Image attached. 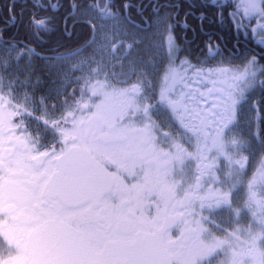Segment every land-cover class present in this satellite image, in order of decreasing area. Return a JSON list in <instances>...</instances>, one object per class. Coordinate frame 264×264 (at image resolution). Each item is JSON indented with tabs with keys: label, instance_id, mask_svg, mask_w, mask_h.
Returning a JSON list of instances; mask_svg holds the SVG:
<instances>
[{
	"label": "snow or ice",
	"instance_id": "obj_1",
	"mask_svg": "<svg viewBox=\"0 0 264 264\" xmlns=\"http://www.w3.org/2000/svg\"><path fill=\"white\" fill-rule=\"evenodd\" d=\"M110 4L87 6L99 23L91 24L92 39L80 48L40 56L27 44L16 51L18 44L5 42L0 51V264H264V155L249 178L255 152L242 125V118L251 124L244 109L258 74L264 77V65L252 56L243 66L222 58L207 67L221 54L211 41L198 64L181 59L173 35L177 24L169 22L178 13L161 15L166 6L154 5L155 19L138 27L128 11L136 7L131 0L123 5L124 15ZM36 6L44 7L39 0ZM200 6L227 5L207 0ZM47 7L60 5L49 0ZM69 8L66 27L68 19L75 24L86 14L74 0ZM229 16L237 31L251 18L257 20L253 34L264 30V0H239ZM219 18L223 22V12ZM29 23L39 40L41 32L50 31L51 17L37 19L34 13ZM122 25L140 35L112 44L113 55L124 47L117 73L109 71L115 64L105 53L116 36L129 35ZM153 26L155 33L149 31ZM181 26L187 27L186 19ZM164 32L162 40L154 39ZM135 45L144 47L128 59ZM86 48H93L92 55L71 64V71L82 73L75 78L83 81L80 97L72 104L65 100L67 110L59 118L35 117L44 100L37 102L27 91L14 103L16 89L28 81L9 71L13 63L20 70L22 57L30 67L39 56L52 62L50 67L63 68ZM259 83L264 86V79ZM28 119L43 121L35 135ZM49 136L52 145L46 147ZM151 206L155 215L145 214ZM224 211L235 219L231 231L217 222ZM246 212L252 222L245 228L239 219ZM173 229L179 230L175 239Z\"/></svg>",
	"mask_w": 264,
	"mask_h": 264
},
{
	"label": "flooded vegetation",
	"instance_id": "obj_2",
	"mask_svg": "<svg viewBox=\"0 0 264 264\" xmlns=\"http://www.w3.org/2000/svg\"><path fill=\"white\" fill-rule=\"evenodd\" d=\"M51 2L59 3L60 7L56 10L48 8L49 0H39V4L44 7H37V0H0V51L6 47L5 42L9 44L14 42L19 45L16 51H20L27 44L29 47L34 48L37 53H40V56H48L54 55L57 52L63 53L80 48L92 39L91 24H98L99 21L96 18L97 12L87 6L89 4L95 5L99 3V7L103 8L105 6V0H74L75 3L81 5L78 11L86 14L79 16L75 24L73 23V19H68L67 27L65 25V17L69 14V5L73 3V0H51ZM127 2L128 0H111L110 8L113 12L119 11L121 15H124L123 5ZM205 2L207 0H131V3L136 7H132L128 11L138 27H144L147 23L155 19L152 14V6L154 5L166 6L160 8L161 15L165 12L178 13L169 22L177 24L173 35L176 38V42L182 48V51L179 53L181 59L187 56L192 63L198 64L200 60H203L208 55L206 45L211 41L213 46L217 44L220 46L221 54L216 55L214 60H210L206 65L207 67L216 66L222 58L225 64H228L229 60H231L232 65L243 66L246 59H250L252 56L257 57L259 65H264V41H262L264 30L257 28L255 34L252 32V29L257 27L256 18H251L250 21L246 19L244 23L247 27L237 31L229 13L235 11V5L239 3V0H220L221 3L227 5L224 8H206L200 6ZM190 4H194L196 7L190 8ZM172 5H179V7H172ZM186 12L192 14L185 18ZM220 12H223V22L219 18ZM34 13L37 19L51 17V23L49 24L50 31L41 32L42 38L39 40L35 39L32 35L33 29H31L29 23ZM201 13L205 17L203 20L199 18ZM13 16L15 17L14 19ZM185 19L187 27H182L181 25ZM123 27H126L131 34L140 35V33L136 32V29L130 26L123 25ZM149 31L155 33L157 30L153 26ZM19 33H24L25 37H19ZM166 36L167 32H164L161 40ZM98 38L99 36H97V40ZM138 46L135 45L134 47L137 48ZM92 53L93 48H86L82 51L81 57L71 61L63 68L50 67L52 62L41 59L39 56L34 57L32 59L34 63L33 75L26 77V81L28 82L25 87L16 89L15 94L18 99L14 103L19 102L23 98L24 92L27 91L29 96L37 102L42 98L44 100V107L38 106L39 110L33 113L35 117L43 116L46 119L59 118L67 110L64 101L67 100L69 104H72L75 99L80 97V88L83 81L76 83L75 78L81 76L82 73L79 71H71V64L77 63L78 59L84 56H90ZM15 55L16 52L11 53L12 57ZM96 59L98 60L97 57ZM164 63H167V61ZM177 63H179V60ZM91 66L95 67L96 65L93 64ZM11 72L14 73V70ZM28 72H31L30 69ZM23 73L19 71L14 74L19 77L20 81H24ZM261 79H264V77H260L258 74L257 84L249 93V104L244 109L245 116L251 118V124L249 125L247 120L242 118L243 136L245 139L251 141L255 156L257 155L259 157L264 155L261 152V145L264 144V86L259 83ZM5 91L7 92V89ZM249 107L252 108L251 112H249ZM45 109L48 115H45ZM13 121L14 123H19V120L15 117ZM26 124L29 127V131L35 135L38 124L42 127L43 121L28 119L26 120ZM19 134L17 132V135ZM44 143L46 147H51V136ZM40 150L43 151L45 149L41 148ZM244 155L247 156L249 153L245 152ZM249 169L250 167L247 169V176L250 174ZM115 170L114 167L109 168V171ZM128 182L131 183L132 181ZM238 203L235 202L234 205L236 204L237 206ZM155 212L156 209L154 206L146 207L145 209V214L147 215H155ZM217 222L221 223L222 227L228 231H231L236 226L235 221L224 218L223 212L218 214ZM249 222V218L239 219L240 226L245 228L247 224H250ZM178 235V229L171 231L173 239ZM216 235L222 237L224 233L217 232Z\"/></svg>",
	"mask_w": 264,
	"mask_h": 264
},
{
	"label": "rangeland",
	"instance_id": "obj_3",
	"mask_svg": "<svg viewBox=\"0 0 264 264\" xmlns=\"http://www.w3.org/2000/svg\"><path fill=\"white\" fill-rule=\"evenodd\" d=\"M110 25V24H109ZM122 27H123V25H122ZM104 31L105 32H109V28L108 27H106L105 29H104ZM127 31H128V33H129V35L127 36V37H125V36H116L115 37V39H113L111 42H109L108 43V52L107 53H105V60L107 61V60H109V58H111V63L112 64H115V67H110L109 68V71H115V72H117V73H119L120 71H121V67H120V61H119V59H118V57H120V56H123L124 55V47L123 46H120V47H118V49H117V51H116V53L113 55L112 54V52H111V47H112V44H114V43H116L117 42V40H123L124 41V44H128V43H131L132 42V40H133V34H131V32L127 29ZM109 34H111L110 32H109ZM154 39L156 40V41H160L161 40V36H155L154 37ZM98 42H99V38H98ZM144 46L143 45H139L137 48H133V50H131V54L129 55V57H128V59H131L133 56H136L137 55V49H141V48H143ZM16 56V55H15ZM14 56V57H15ZM97 58H98V60L100 59V56L99 55H97L96 56ZM27 59L28 58H26V57H22L21 59H20V61H19V66H20V70H17V67H16V64L15 63H13V65H12V67L9 69V71H13L14 70V73H16V72H19V71H21L23 74H24V81H26V77L28 76V75H33V70H34V67H33V65H34V63H33V61L31 60V66L30 67H26L25 66V62L27 61ZM128 59H125L124 61H123V63H124V65H125V71H127V64H128ZM150 59V57L148 56V55H144V60L145 61H147V60H149ZM163 65L161 64L160 66H159V71L156 73V76H157V78L162 74V72H163ZM30 69V73L28 72V70ZM25 73H27V74H25ZM134 80H135V77H133L132 78V80H130L129 81V83H131V82H134ZM121 86H124V85H121ZM259 156H255V157H253V166H250V174H249V178L251 177V175H252V172L254 171V167H255V163L259 160ZM240 195H241V197H242V195H243V192H241L240 193ZM237 202H239L238 203V205L237 206H239L240 204H242L241 202H243V200H239V201H237ZM236 206V204L234 205V207ZM223 215H224V218H228V220H232V221H235V220H233L234 218H232V219H230V217H229V214L227 213V211H225V212H223ZM240 218H249V220H250V222L249 223H251L252 222V217H251V214L250 213H245L244 215H242ZM248 225L249 224H247V227H248Z\"/></svg>",
	"mask_w": 264,
	"mask_h": 264
},
{
	"label": "trees",
	"instance_id": "obj_4",
	"mask_svg": "<svg viewBox=\"0 0 264 264\" xmlns=\"http://www.w3.org/2000/svg\"><path fill=\"white\" fill-rule=\"evenodd\" d=\"M18 36L23 38V37H25V34L24 33H19Z\"/></svg>",
	"mask_w": 264,
	"mask_h": 264
}]
</instances>
